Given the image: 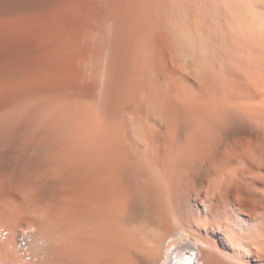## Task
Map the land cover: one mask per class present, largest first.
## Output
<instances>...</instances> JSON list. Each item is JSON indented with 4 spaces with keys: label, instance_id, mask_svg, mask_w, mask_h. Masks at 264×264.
Masks as SVG:
<instances>
[{
    "label": "bare ground",
    "instance_id": "obj_1",
    "mask_svg": "<svg viewBox=\"0 0 264 264\" xmlns=\"http://www.w3.org/2000/svg\"><path fill=\"white\" fill-rule=\"evenodd\" d=\"M4 159L74 232L0 264H264V0H0Z\"/></svg>",
    "mask_w": 264,
    "mask_h": 264
},
{
    "label": "rangeland",
    "instance_id": "obj_2",
    "mask_svg": "<svg viewBox=\"0 0 264 264\" xmlns=\"http://www.w3.org/2000/svg\"><path fill=\"white\" fill-rule=\"evenodd\" d=\"M5 160L2 172L13 171L17 175L20 191L16 195L9 194L0 180V252L15 251V245L7 236L8 231L5 232L6 225L2 224L3 218L10 223L11 219L13 225L16 224L13 222H19L18 230L16 227L18 233L23 231L31 236L49 238L55 244L69 243L73 237L74 221L68 206L60 201L63 183L47 178L43 170L24 171L20 164ZM184 238H189V233L186 232Z\"/></svg>",
    "mask_w": 264,
    "mask_h": 264
}]
</instances>
